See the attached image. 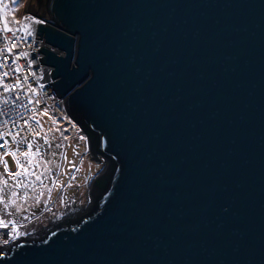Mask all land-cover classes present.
<instances>
[{
  "label": "water",
  "instance_id": "water-1",
  "mask_svg": "<svg viewBox=\"0 0 264 264\" xmlns=\"http://www.w3.org/2000/svg\"><path fill=\"white\" fill-rule=\"evenodd\" d=\"M31 6L50 86L109 178L0 264H264V0Z\"/></svg>",
  "mask_w": 264,
  "mask_h": 264
},
{
  "label": "rangeland",
  "instance_id": "rangeland-1",
  "mask_svg": "<svg viewBox=\"0 0 264 264\" xmlns=\"http://www.w3.org/2000/svg\"><path fill=\"white\" fill-rule=\"evenodd\" d=\"M15 2L0 0V28L22 24L20 5L15 7ZM36 117L41 123V133L16 137L15 144H10L0 156V222L30 223L27 227L39 231L31 239L42 237L59 224L43 228L49 220L46 213L62 208L71 198L78 201L79 211L71 218L65 212L64 218L77 220L88 212L97 195L95 181L107 173L104 159L88 154L83 134L62 146L58 144L59 131L48 111L41 110ZM21 238L14 235L10 243Z\"/></svg>",
  "mask_w": 264,
  "mask_h": 264
},
{
  "label": "built area",
  "instance_id": "built-area-1",
  "mask_svg": "<svg viewBox=\"0 0 264 264\" xmlns=\"http://www.w3.org/2000/svg\"><path fill=\"white\" fill-rule=\"evenodd\" d=\"M35 37L34 29L25 24L0 28V156L15 144L16 137L41 133L36 117L41 110H47L53 118L59 131L58 144L66 145L82 135L81 127L50 86L51 67L41 63L38 50L42 42ZM24 226L0 223V244L12 245L16 231Z\"/></svg>",
  "mask_w": 264,
  "mask_h": 264
},
{
  "label": "flooded vegetation",
  "instance_id": "flooded-vegetation-1",
  "mask_svg": "<svg viewBox=\"0 0 264 264\" xmlns=\"http://www.w3.org/2000/svg\"><path fill=\"white\" fill-rule=\"evenodd\" d=\"M32 2L33 0H16L14 6L16 7L20 5V18L22 19V23L25 24L28 28H32L35 30V27L37 26L39 21L31 13L32 12V6H31ZM88 154H90V156L97 155L95 153H90V151H88ZM29 225L30 223L22 227L21 230H17L15 233V236L26 238V239H31L32 235L39 231L33 230L31 227H27ZM48 232H50V230H48L47 233Z\"/></svg>",
  "mask_w": 264,
  "mask_h": 264
},
{
  "label": "crops",
  "instance_id": "crops-1",
  "mask_svg": "<svg viewBox=\"0 0 264 264\" xmlns=\"http://www.w3.org/2000/svg\"><path fill=\"white\" fill-rule=\"evenodd\" d=\"M94 160H96V159H94ZM92 178H93V176H92ZM67 187L63 191H65L67 189ZM78 211H79V203H78V201L74 200V198H71V200L67 201L62 208H59L58 210H53L51 212H47L46 213V215L48 214L47 218L49 220L47 221L46 224H44L45 226H43V228H49L53 224L60 223V222H62L64 220L68 221L67 218H64V216L62 215L65 212H67L66 216L70 215L68 218H71L75 213H78ZM49 214H51V215H49ZM0 223H2V222H0ZM42 229H39V230H42Z\"/></svg>",
  "mask_w": 264,
  "mask_h": 264
},
{
  "label": "trees",
  "instance_id": "trees-1",
  "mask_svg": "<svg viewBox=\"0 0 264 264\" xmlns=\"http://www.w3.org/2000/svg\"><path fill=\"white\" fill-rule=\"evenodd\" d=\"M90 136L93 137L92 133H90ZM92 145H95V141L93 138V143ZM108 176H102V177H98L95 181V185L99 187L100 191L102 192L104 190V188L106 187L107 183H108Z\"/></svg>",
  "mask_w": 264,
  "mask_h": 264
},
{
  "label": "bare ground",
  "instance_id": "bare-ground-1",
  "mask_svg": "<svg viewBox=\"0 0 264 264\" xmlns=\"http://www.w3.org/2000/svg\"><path fill=\"white\" fill-rule=\"evenodd\" d=\"M20 26H21V25H20ZM69 130H70V132L72 133V130H71L70 128H69L67 131H69ZM67 131H66V132H67ZM73 132H77V130L74 128V129H73ZM64 135H65V133H64ZM88 151H90V150L88 149ZM90 153H94V152H93V151H90ZM95 154H97V153H95ZM97 155H99V154H97ZM97 155H96V156H97ZM104 162H105V161H104ZM18 225H21V224H18ZM23 225H25V224H23ZM16 240H17V239H16Z\"/></svg>",
  "mask_w": 264,
  "mask_h": 264
},
{
  "label": "clouds",
  "instance_id": "clouds-1",
  "mask_svg": "<svg viewBox=\"0 0 264 264\" xmlns=\"http://www.w3.org/2000/svg\"><path fill=\"white\" fill-rule=\"evenodd\" d=\"M18 24H21V23H18ZM23 24V23H22ZM84 139H85V137H84ZM1 224H4V223H1Z\"/></svg>",
  "mask_w": 264,
  "mask_h": 264
}]
</instances>
